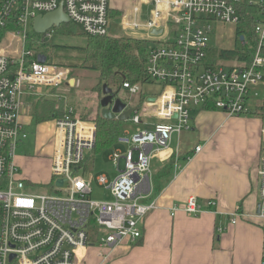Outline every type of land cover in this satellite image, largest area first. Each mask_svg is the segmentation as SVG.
Listing matches in <instances>:
<instances>
[{"label": "built area", "instance_id": "1", "mask_svg": "<svg viewBox=\"0 0 264 264\" xmlns=\"http://www.w3.org/2000/svg\"><path fill=\"white\" fill-rule=\"evenodd\" d=\"M147 3L152 4L153 10L146 20L139 21V10L134 8L133 17L124 19L122 26L131 34H144L148 46L144 73L149 82L159 86V95L145 98L143 108L153 109L152 115L173 123L141 129L135 112L129 118L136 125L134 131H124L116 140L125 151L117 148L109 156L117 175L112 179L86 176L82 166L94 148L96 126L65 108L62 118L52 120L51 190L63 194L56 196L34 194L17 164V145L27 138L19 122L22 98L26 93L42 95V89H58L62 84L74 88L78 82L69 79L68 71L46 56L45 63L37 61V56L44 54L35 48L52 33L46 32L45 40L40 42L33 38L28 44L31 47L26 43L33 19L60 6L69 22L85 35H108L109 0H0V38L10 35L22 40L19 59L0 52V264H75L78 253L89 246L112 249L123 240L136 242L140 237L138 225L153 209V205L140 202L150 174V150L166 147L173 133L188 129L193 109L210 105L229 118L246 117L253 112L248 102L258 98L259 86L264 84V0ZM249 15L256 38L250 59L211 61L208 44L212 28L236 27ZM153 30L161 32L155 35ZM241 37L242 41L235 38L240 43L237 48L247 53L249 35ZM121 90L132 96L137 94L138 86L123 83ZM260 123L259 201L254 217L263 226L260 264H264V116ZM199 151L200 147L195 148L196 153ZM58 181H62L60 186ZM93 182L108 190L113 200L93 199ZM213 205V201L207 203L209 208ZM177 210L196 217L202 206L190 197L182 206H174L172 215ZM237 216L238 212L231 215V224H235ZM221 231L222 228L217 229Z\"/></svg>", "mask_w": 264, "mask_h": 264}, {"label": "crops", "instance_id": "2", "mask_svg": "<svg viewBox=\"0 0 264 264\" xmlns=\"http://www.w3.org/2000/svg\"><path fill=\"white\" fill-rule=\"evenodd\" d=\"M122 1L109 0L108 36L144 40L142 32L140 35L127 33L122 26V19L114 21L124 15L119 9ZM128 1L133 6L130 18L133 17L134 7L139 10L138 4L147 2L139 0L136 4L135 0ZM115 13L119 14L118 17L111 18ZM140 13L139 10V15ZM40 53L46 56L44 52ZM72 72L74 75L73 70ZM60 88L70 89L66 84H62ZM60 88L54 91H51L52 88L42 89V95L26 93L23 96L19 122L24 129L25 123H32L31 98L40 97L56 102L59 97L65 100V108L68 107L67 96L61 94ZM260 88H264V84L259 86V90ZM92 91L96 93L93 89ZM139 92L142 90L138 88L137 93ZM150 97L152 96L146 95L147 99ZM98 99L100 100L99 96ZM120 100L126 104L127 109H134L136 113L143 108L142 106L137 110L138 97ZM100 110L98 107L94 116ZM82 114L87 113L81 112L75 116L80 118ZM151 117L161 121L156 124L173 123V120L155 115ZM123 122L131 123L129 120ZM141 124L142 121L139 128L148 130L155 125L146 127L145 123L141 127ZM260 128V120L252 115L249 118H229L216 109H193L188 129L173 133L164 148H149L150 174L146 189L140 193V202L153 205V209L138 225L139 239L134 243L123 240L116 247L102 252L86 248L78 253L75 264H260L263 226L254 217L259 201L257 170ZM124 131L127 130L122 126L120 133ZM197 147H200V151L196 153ZM117 148L125 151V147L115 143L106 156L101 154L102 157L110 162L109 156ZM170 161L173 164L168 173L157 178L158 172ZM18 166L21 168L20 164ZM118 166L121 171L122 159ZM92 170L93 167L86 176L104 175L108 178L106 173H94ZM114 174L113 178L117 172ZM93 185L96 184L93 182ZM190 197L196 198L202 206L201 214L193 217L177 210L172 215L171 209L182 206ZM209 201L214 202L211 208L207 206ZM235 212H238V216L233 225L230 219ZM218 228L223 231L217 232Z\"/></svg>", "mask_w": 264, "mask_h": 264}, {"label": "rangeland", "instance_id": "3", "mask_svg": "<svg viewBox=\"0 0 264 264\" xmlns=\"http://www.w3.org/2000/svg\"><path fill=\"white\" fill-rule=\"evenodd\" d=\"M136 4L139 3V0H135ZM140 15L138 20L148 18L153 6L147 2H140ZM132 4L128 0H123L120 3V13L124 15L116 18L114 21H121L124 19H129L131 14ZM135 8V7H134ZM138 8V7H137ZM128 17V18H127ZM113 21V22H114ZM112 22V23H113ZM59 30V29H57ZM78 30V29H76ZM235 26L225 25L224 27L216 26L212 28V31L209 35V44H208V57L213 62H218V52L221 48H236L239 47V42L235 40ZM30 32V27H29ZM127 33H131V30H126ZM123 32V33H126ZM137 32V31H135ZM31 34L29 33V36ZM137 35H140L138 32ZM33 38L36 39V42H40L41 38H36L34 35L30 36L27 41V45L33 41ZM21 39L16 37H10L6 35L0 40V52L8 55L9 57L17 60L21 54ZM43 44V43H42ZM39 45L35 48V51L44 52L47 56V60L51 63H54L68 71V78L73 79L78 82V85L73 89H61L62 93L67 96L68 100L67 109H73L75 115H79L81 112L87 113L91 118L94 117V113L97 111L99 106V98L102 97L100 91L94 93L92 91L93 87L97 83V73L91 70L82 69L80 67L79 57L77 51L73 48H83L86 44V38L82 35H65L60 31L53 32L50 38H47L43 45ZM28 47H31L28 45ZM75 66V67H71ZM71 67V68H69ZM74 71V75L69 76L70 71ZM73 73V72H72ZM139 90H142V94L151 95L152 97H157L159 86L156 84H147L138 87ZM264 88H260L258 91V98H252L248 102L250 110H254L257 106L260 105L261 99L263 96ZM66 92V93H65ZM117 94L118 99L127 100L134 99L137 97L138 93L135 95H128L127 91L120 90ZM119 99V100H120ZM121 101V100H120ZM65 103V100H64ZM125 104V103H124ZM66 105V104H65ZM126 105V104H125ZM127 109V107H126ZM91 110V112L89 111ZM153 109L141 108L137 113L142 121V124L146 123V127H149L151 124L161 123L157 118L151 117ZM131 116V115H130ZM251 115L241 118H249ZM130 118V117H129ZM258 119V118H257ZM260 120V119H259ZM142 124L140 125L142 127ZM25 131L27 133V138L22 140L16 148V160L17 163L21 166L22 175L25 177L28 184H30L34 189L31 188V191L34 194H51L56 196H62V192L56 193L51 190L52 185L50 183V176L48 169L50 170V164L52 160V151L54 148L53 145V133H54V122L48 121L39 124L31 122L25 123ZM139 126V125H138ZM125 130L133 132L136 125H133L129 122L123 123ZM94 155V154H92ZM94 166L92 172L94 173H106L110 179L116 173L112 164L106 161L105 157L97 154L94 155ZM92 164V165H93ZM89 171L91 170L88 169ZM89 174V173H87ZM113 178V177H112ZM259 187V183H258ZM93 199H103L106 201H112V197L108 190H105L101 187H96L93 185L92 196ZM101 235L105 232L100 231ZM88 248H93L96 251L102 252L109 248L98 247L97 244L89 246Z\"/></svg>", "mask_w": 264, "mask_h": 264}, {"label": "trees", "instance_id": "4", "mask_svg": "<svg viewBox=\"0 0 264 264\" xmlns=\"http://www.w3.org/2000/svg\"><path fill=\"white\" fill-rule=\"evenodd\" d=\"M249 11L252 10L249 9ZM118 15V13H115L111 18L118 17ZM253 27L254 23L252 16L249 15V19H246L243 24L236 26L234 31L237 40L241 35H249V49L246 50L247 53H243L244 50L237 47L233 49H220L218 52V59L223 61H243L247 60L248 57L250 59L256 46ZM55 31H60L65 35H82L86 38V44L83 48L73 49L77 51L78 55H81L79 57L80 67L97 73V83L93 88L94 91H100L102 93L103 86H105L116 95L121 90L123 83H128L130 86L152 84V82L147 80L144 73L148 47L146 41L127 37H109L108 35L90 37L85 35L81 29L72 22L53 27L48 32L55 33ZM30 34V36L34 35L36 38L42 39L44 37V34H35L32 28ZM43 40L45 39L43 38ZM44 42L45 41H43V44ZM72 74L71 71L69 76ZM51 91H54V88H52ZM137 97V110H139L142 107L146 95L139 92ZM31 99L33 100V104L30 113L32 121L35 124L62 118L65 115V104L62 98H59L56 102L51 99L40 97H33ZM202 108L215 109L210 105L203 106ZM250 115L258 119L264 116V93L260 105L257 106ZM80 119L92 122L96 126L94 148L85 156L82 166L83 173L86 174L89 172L88 169L94 166V155L102 154L106 156V154H108L109 149L112 148L121 134L120 132L124 122L117 119L105 120L101 117L100 113H97L93 119L89 118L87 114H82L80 115ZM172 164V161H170L158 172L156 177L158 178L159 176L161 177L167 174Z\"/></svg>", "mask_w": 264, "mask_h": 264}, {"label": "water", "instance_id": "5", "mask_svg": "<svg viewBox=\"0 0 264 264\" xmlns=\"http://www.w3.org/2000/svg\"><path fill=\"white\" fill-rule=\"evenodd\" d=\"M69 23V18L62 11L61 6L50 13L36 16L32 21V30L35 34H45L53 27H58L61 24ZM161 30H153L151 33L159 34ZM242 37H239V41H242ZM37 61L45 63L46 57L44 55H38ZM71 84V82H70ZM100 115L105 120L128 121L131 114L135 113L134 109H126V105L116 98L109 89L103 86L102 98L99 101ZM175 118V117H174ZM57 185H61L62 181H58Z\"/></svg>", "mask_w": 264, "mask_h": 264}]
</instances>
